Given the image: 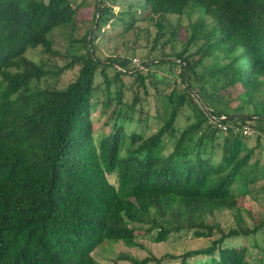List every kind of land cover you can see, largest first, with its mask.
<instances>
[{
    "label": "trees",
    "instance_id": "trees-1",
    "mask_svg": "<svg viewBox=\"0 0 264 264\" xmlns=\"http://www.w3.org/2000/svg\"><path fill=\"white\" fill-rule=\"evenodd\" d=\"M115 2L95 0L90 25L73 37L76 7L65 12L71 0H0V264H100L93 251L104 241L142 247L140 238L162 242L188 231L207 244L116 259L260 264L233 239L255 234L264 221L248 226L241 209L227 227L214 218L239 210V196L264 178L260 138L248 146L241 130L250 121L264 130V0H141L117 11ZM183 16L187 36L175 58L163 52L143 62L175 65L182 86L175 82L166 94L169 111L158 115L163 119L154 132L127 130L139 89L148 93L153 73L132 68L125 56L101 58L95 39L106 25L137 34V22L146 21L155 28L156 47L166 33L163 44L174 41ZM62 26L70 28L64 65L46 66L28 55L32 49L60 55L50 34ZM215 45L221 52L199 71ZM75 65L76 75L62 88L36 84ZM112 65L118 68L110 76ZM123 75L137 82L131 102L123 101ZM113 100L109 130L96 131L92 110L100 103L104 111ZM185 106L192 119L180 127Z\"/></svg>",
    "mask_w": 264,
    "mask_h": 264
},
{
    "label": "rangeland",
    "instance_id": "rangeland-1",
    "mask_svg": "<svg viewBox=\"0 0 264 264\" xmlns=\"http://www.w3.org/2000/svg\"><path fill=\"white\" fill-rule=\"evenodd\" d=\"M72 3L68 5L65 12L70 13L76 7V25L73 29V37H80L85 28L90 25V16L92 12V5L95 0H71ZM141 0H116L114 9H124L132 3L138 7ZM138 11V10H137ZM140 14V13H139ZM195 19V15L191 20ZM172 24L176 23L175 17L170 18ZM189 19L183 16L180 19L178 32L175 36L174 41L163 44V41L168 38V33L164 35L156 47H152L153 38L155 35V28L148 25L146 21H138L137 24L141 27L139 32L136 34V29L122 32L121 26L111 28L109 25L104 26V34L95 39V43L98 45V54L101 58L120 55L128 57L131 60L130 66L137 67L138 69L145 68L151 70L153 73V82L146 80L148 86V93L144 94L142 87L139 92L142 95L141 101L136 105V109L132 113V117L125 122L127 130H132L138 127L145 134L154 132L162 123V119L158 115L165 117L169 111V104L166 102V94L171 91L175 86V82L182 86L181 79L178 76V68L171 63L160 64L157 67L155 64L150 63L143 65V62L149 61L150 59L156 60L162 53L168 54L166 58L174 59L175 55L173 52L181 50L183 48V42L187 36V23ZM53 47L61 53L60 55H47L41 52L39 49H32L28 51V55L36 61L42 60L46 66H62L66 62L64 56L66 55V47L70 38V28L59 27L56 28L50 34ZM191 50L194 47L191 46ZM210 54L203 58L202 64L198 66V70L201 71L205 65H210L214 57L221 52V48L218 45L212 46L209 49ZM130 67V68H131ZM77 65L72 68L66 69L58 77H45L42 78L36 84L40 86L55 85L58 88L66 86L77 73ZM118 67L112 65L107 68L108 74L111 76L114 74ZM174 69V71H173ZM171 70V71H170ZM123 101L131 102L134 91L137 89V82L133 75H123ZM96 82H100V88L103 87L102 76H96ZM104 97L102 90H99L98 97ZM115 100L112 101L111 105L102 110L101 104L99 103L91 112V120L94 129L97 131L104 129L109 130V125L105 122H112L111 110L116 105ZM192 114L189 107L185 106L182 112L177 118L176 124L180 127L188 123V116ZM137 119H140L138 122ZM253 122V121H250ZM254 123V122H253ZM256 136L246 135L245 140L248 146H254L256 142ZM169 149V148H168ZM166 149V150H168ZM257 156L260 157V163L264 165V142L260 140V145L256 148ZM239 210H224L221 213L215 215L214 220L219 222L221 226L227 227L233 224V216L242 212V216L248 226H252L254 222L264 221V178L258 180L253 185L252 191L248 194L241 195L238 198ZM142 244L140 246L128 247L122 242H111L104 241L97 246L93 255L100 264H128L129 261L125 259H116L117 255L126 253L131 256L143 257L146 254L152 253L156 256H160L167 252L179 254L185 250L191 248H197L207 244L208 240L203 237H195L191 231L179 232L171 234L166 241L152 242L148 238H140L137 240ZM234 242L238 243L236 248L248 250L260 260V264H264V226H262L255 234L248 235L246 237H236L233 239ZM256 242L257 245H253ZM163 264H177L176 260H165Z\"/></svg>",
    "mask_w": 264,
    "mask_h": 264
},
{
    "label": "built area",
    "instance_id": "built-area-1",
    "mask_svg": "<svg viewBox=\"0 0 264 264\" xmlns=\"http://www.w3.org/2000/svg\"><path fill=\"white\" fill-rule=\"evenodd\" d=\"M222 130L226 129L225 125H221ZM241 130L244 135L259 136L260 140L264 142V130H258L253 122H247L241 125Z\"/></svg>",
    "mask_w": 264,
    "mask_h": 264
}]
</instances>
